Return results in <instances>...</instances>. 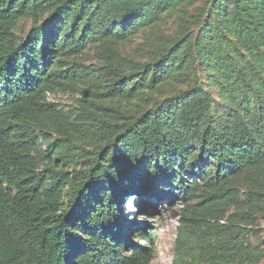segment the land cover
<instances>
[{
	"label": "trees",
	"instance_id": "1",
	"mask_svg": "<svg viewBox=\"0 0 264 264\" xmlns=\"http://www.w3.org/2000/svg\"><path fill=\"white\" fill-rule=\"evenodd\" d=\"M195 2L0 0V264H150L152 231L139 233L144 242L126 237L124 213L176 195L171 264H264L247 226L264 205V88L253 81H264V0H205L195 31L179 22L147 59L122 54ZM25 18L30 29L16 40ZM91 46L101 63L82 90L89 71L74 58ZM210 62L226 100L203 86ZM64 91L89 105L73 114L47 101ZM79 157L87 166L72 176L55 164ZM235 174L246 198L230 212Z\"/></svg>",
	"mask_w": 264,
	"mask_h": 264
},
{
	"label": "rangeland",
	"instance_id": "2",
	"mask_svg": "<svg viewBox=\"0 0 264 264\" xmlns=\"http://www.w3.org/2000/svg\"><path fill=\"white\" fill-rule=\"evenodd\" d=\"M205 0H196V2L191 5L184 7L186 15L179 19L178 13H167L163 18L146 28L143 33H138L128 44L123 48L122 54L127 56H134L138 60L147 59V54L150 49L156 48L160 44L165 43L167 40L172 38L178 30V23H183L188 30H196L197 23L195 21V14L198 13L200 7L204 5ZM184 13V14H185ZM193 15H195L193 17ZM30 29V20L28 18L19 19L16 25L12 28V34L19 40L24 38ZM144 45V47H142ZM143 48V50H140ZM244 50V49H243ZM241 50L240 52H245ZM236 54V53H234ZM261 54L264 57V50H261ZM75 61L80 62L82 65L86 66V70L89 71L86 74L88 81L84 82V79L80 83V89L83 90L91 79L95 78L96 71L94 69L100 65L101 60L96 53V49L91 46L87 47L84 52L74 58ZM260 63L257 62V65ZM262 65H264V58L262 59ZM258 68V67H257ZM261 68H258L260 70ZM220 69L214 62H210L207 67L202 69L203 75V86L208 88L214 97L226 100V97L220 95V90L225 83V79L221 78ZM191 80V74L188 77V81ZM254 84L260 88H264V81L261 80L259 75H256L253 79ZM225 83V84H224ZM231 83V82H229ZM227 87V86H226ZM167 92V89L157 91L152 97L163 98ZM83 93L81 92H55L48 95L47 101L55 104L58 109L70 111L73 114L79 112L84 106H88L89 103L84 101ZM40 148L44 149V145L40 142ZM65 148V145L62 143ZM57 160V159H56ZM54 161V160H53ZM58 168H62L72 176V169L75 168L76 171L80 172L83 168H86L87 163L85 157L76 158L74 165H63L62 162L56 161ZM81 180H83V174L77 173ZM236 186H235V199L233 200L229 211L233 212L235 210H241V204L246 198V184L242 179L241 175L235 174ZM199 184L201 185L199 194H204L207 192V187L204 182L200 179ZM257 187L264 191L263 184H257ZM165 188L169 192L179 193L173 186L166 184ZM180 198L178 195L168 196L164 199H154L148 198L136 207L130 210H135V216L130 215L129 211L124 213L126 219V224L133 223L130 230H124V235L126 237L132 238L134 241L144 242L142 237L139 235L143 230L145 232L152 231V237L155 244V253L150 264H171L174 257L175 239H176V220L179 216V210L181 208ZM129 222V223H128ZM249 227L248 241L251 246H258L259 248H264V205L261 206L252 218V220L247 224ZM129 232V233H128ZM264 260V259H263ZM262 260V261H263Z\"/></svg>",
	"mask_w": 264,
	"mask_h": 264
}]
</instances>
